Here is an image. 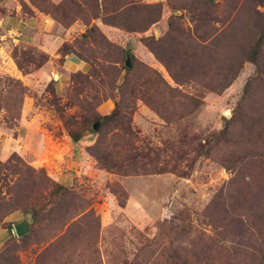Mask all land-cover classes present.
Listing matches in <instances>:
<instances>
[{
  "label": "rangeland",
  "instance_id": "obj_1",
  "mask_svg": "<svg viewBox=\"0 0 264 264\" xmlns=\"http://www.w3.org/2000/svg\"><path fill=\"white\" fill-rule=\"evenodd\" d=\"M11 1L9 12L18 7L21 16L41 14L62 29L76 24L62 45H68L67 54L96 57V69L121 71L123 76L131 49L129 68L135 69L124 88L105 93L99 78L92 81L93 87L104 88L98 114L109 116L118 101L123 117L116 126L128 123L133 132L126 147L114 146L115 152L121 157L135 154L144 170L121 175L102 168L89 150L100 136L88 129L81 131L78 142L70 139L65 120L79 111L71 106V74L87 73V61L75 55L87 69L67 73L66 54L58 51L50 81L30 84L0 75V139L9 138L7 148L0 144V161L14 156L12 164L20 166V158L84 199L64 228H52L46 220L35 224L31 211L4 216L0 264H172L176 253L190 264H264V44L256 63L245 60L221 90L230 77L227 68L238 63L241 54L246 57L264 28V0H126L160 4L159 21L143 32L105 24L100 17L75 18L64 26L31 0ZM188 33L199 37H194L193 57L180 54ZM151 35L163 37L165 49H156L168 68L141 42ZM9 53L22 74L48 60L47 54L26 45L13 46ZM144 67L154 69L175 90L147 80ZM127 86L138 90L133 100ZM130 104L133 111H128ZM23 116L37 119L26 126ZM96 120L99 129L103 119ZM101 129L105 132L109 126ZM116 132L118 128L107 136ZM160 165L167 171L153 173ZM7 189L0 187V195ZM132 198L135 205L129 204ZM26 213L33 221L30 232L17 237L13 224Z\"/></svg>",
  "mask_w": 264,
  "mask_h": 264
},
{
  "label": "trees",
  "instance_id": "obj_2",
  "mask_svg": "<svg viewBox=\"0 0 264 264\" xmlns=\"http://www.w3.org/2000/svg\"><path fill=\"white\" fill-rule=\"evenodd\" d=\"M31 2H33L35 7L40 11H45L64 26H68L75 18L86 21V18L100 17L105 24L120 27L127 31L143 32L151 25L158 22L161 14L160 4L135 3L126 0H61L57 4H51L50 2L45 3L44 0H31ZM170 24L172 23L169 22L168 26L169 29L172 30V25ZM196 36L197 35L194 33L193 35L188 33V36L185 37L186 40L183 39L181 41L180 54L182 56L193 57L197 55V41L196 38H194ZM141 42L162 61V57H160L159 51L156 48L162 46V48L165 49L163 47V37L155 39L153 35L144 36L141 38ZM263 44L264 28H262L258 38L248 46L246 57L241 54L242 61L240 57L238 63L234 66L230 65L227 68L230 77L226 83L221 85V90L226 88L235 79L245 60L256 63ZM58 51L62 54L70 53L66 43H64ZM71 52L79 59L87 61L90 65V70L87 73L75 72L71 74V106H76L79 111L76 115H69L65 120L70 139L74 143L78 142L82 137L81 131L88 129V131L100 136V139H97L89 150L91 156L95 158L102 168L121 175L142 172L144 167L137 166L138 159L135 154L124 153L121 157L118 155V152L114 150V146L125 148L129 137L133 135L128 123L119 125V127L116 126L120 117H123L121 116L120 104L118 101L115 100V107L109 116H101L96 111V107L102 101L101 92H103V89L106 88L107 91L105 93L108 91L119 92L118 89H121V87L124 88L126 77H128V74L132 73L135 68L133 66L131 68L122 67V70L126 71V74L122 76L120 75L121 71H108L102 67L96 69L98 63L93 60L97 59L94 56L89 57L85 55L84 57L80 52ZM41 57L44 61L47 58L43 53ZM14 59L18 67L22 68L17 55H14ZM162 62L168 68V63ZM143 69L147 71V80L152 81L153 84H160L164 88H168L169 91L175 90V88L168 85L165 80H162L154 69L149 67H144ZM101 71H103L105 75L103 78L106 79L101 78L103 75ZM98 78L99 84L104 88L102 86L93 87L94 82L92 80ZM128 89L130 99L133 100L138 90L132 86H127L126 90L128 91ZM120 98L123 99L124 105V97L121 95ZM91 101L97 102L94 108L91 106ZM129 101L131 102V100ZM129 110H134L132 104L129 105L128 111ZM125 113H127V111ZM62 117L64 118V116ZM99 118H102L104 122L102 121L97 131L91 130L89 125L93 120ZM68 125L79 127V130H71L69 129L71 126L69 127ZM102 126H109V129L103 132L101 129ZM114 128H118L119 132L112 133V136L108 137L107 135ZM13 157L14 156L5 162L0 161V187H8L7 193L3 194V196L0 195V225H5L2 220L8 213L14 210H21L24 213L31 211L35 224L46 220L48 225L52 224V228L54 225L56 228H64L65 224L72 220L76 210H78L81 205H84V199L74 190L51 179L44 169H36L25 163L22 164L20 158H18V161L21 165H13L11 162ZM4 170L12 174L10 179L5 174ZM166 171V166L160 165L156 171L153 170V173H163ZM72 224H74L73 221L71 224H68V231ZM172 264L190 263L187 259L181 258V256L176 253L172 257Z\"/></svg>",
  "mask_w": 264,
  "mask_h": 264
},
{
  "label": "crops",
  "instance_id": "obj_3",
  "mask_svg": "<svg viewBox=\"0 0 264 264\" xmlns=\"http://www.w3.org/2000/svg\"><path fill=\"white\" fill-rule=\"evenodd\" d=\"M12 6L11 0H0V75L15 76L30 84L50 81L52 75H54L52 71L55 69V58L60 56L58 49L64 41L71 38L77 25L62 29L54 20L41 14L29 17L21 16L18 12V7L15 8L14 12H9V8ZM16 45H26L38 49L47 54L48 60L36 70L22 74L11 60L9 53L11 47ZM63 67L67 73L87 69L86 62L77 59L73 54H66L63 57ZM50 68L52 71H50ZM64 78V73L59 72V80L65 82ZM35 119L37 118L35 117L33 120L28 121L23 116L21 122L27 126L32 124ZM7 143H9L8 137L0 139L3 149L7 148ZM129 204L135 205L133 198L129 201ZM128 208L129 205L127 204L126 209ZM103 213L105 212L103 211ZM103 219L104 222L102 224H106L105 222H108L106 213L105 216H102Z\"/></svg>",
  "mask_w": 264,
  "mask_h": 264
},
{
  "label": "water",
  "instance_id": "obj_4",
  "mask_svg": "<svg viewBox=\"0 0 264 264\" xmlns=\"http://www.w3.org/2000/svg\"><path fill=\"white\" fill-rule=\"evenodd\" d=\"M130 57H131V49L128 48L126 52L125 63H124L125 66L128 68L131 66ZM99 123H100V120L94 121L91 125L92 130H97ZM32 222L33 221H32L31 214L26 213L24 219L17 221L13 224V230H14L15 235L17 237H23L26 234H28L30 232Z\"/></svg>",
  "mask_w": 264,
  "mask_h": 264
}]
</instances>
